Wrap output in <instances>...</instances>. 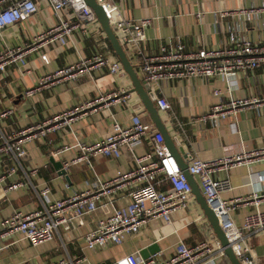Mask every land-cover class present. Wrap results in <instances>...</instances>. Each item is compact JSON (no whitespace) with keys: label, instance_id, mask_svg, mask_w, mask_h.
Here are the masks:
<instances>
[{"label":"built area","instance_id":"obj_1","mask_svg":"<svg viewBox=\"0 0 264 264\" xmlns=\"http://www.w3.org/2000/svg\"><path fill=\"white\" fill-rule=\"evenodd\" d=\"M95 1L105 12L139 79L149 86V91L155 96V106L159 112H168L171 108L166 97L155 95L156 86L163 81L219 78L229 82L240 71H254L264 67V44H255L247 39L235 41L234 45L221 49L189 50L181 38L175 37L160 42L155 51L151 52L147 30L154 24L153 18L138 21L126 18L122 6L129 0ZM43 11H51L54 17L48 28L27 37L22 46H12L3 40L0 49L1 77L14 67H19L23 74L29 64L28 58L32 55L39 56L44 65H49L50 58L43 50L67 47L78 34L92 39L100 51L46 73L34 88L25 92L27 97H33L37 92L62 82L75 81L84 75L92 76L94 72L106 70L112 76L125 74L119 59L101 50L108 47L107 35L85 0H0V38L3 39L8 29L20 30V24L32 20ZM233 13L259 17L264 15V6ZM229 14L222 13V16ZM214 94L220 95L221 91L217 90ZM130 99L131 93L127 90L110 89L100 92L96 98L77 108L39 124L25 129H13L9 135L2 134L0 130V156L20 164L28 155V144L61 132L87 112L96 113L102 109L109 112L115 107L130 108L131 118L126 124L111 114V132L104 140L95 143L77 142L64 151L77 150L71 162L75 166L90 165L98 157L119 160L125 155L134 163L132 170H120L114 178L97 180L91 187L74 191L65 198L51 200L50 188H43L40 195L46 202L41 209L29 213L18 211L0 221V249L5 240L16 235L33 246L52 242L62 231H71L86 216L103 211L104 216L98 219L96 227L84 236L85 246L91 251L116 252L114 254L118 257L114 258L113 264H220L227 259L214 232L195 246H188L184 240L179 239L175 255L163 262L157 260V255L145 260L139 252L125 254L122 251L127 238L138 235L152 221L160 219L172 225L173 214L186 210L193 198L192 187L166 146L163 134L152 122L145 120L142 108L131 107ZM259 102L261 100L257 98L232 100L227 105L215 106L208 114L192 119L191 122L218 126L220 121L235 114L240 106ZM13 114V109H3L0 120L8 119ZM145 146L147 151L140 154L138 150ZM260 162H264V147H244L239 153L215 160L192 159L188 167L189 173L199 178L202 193L241 264H260L249 243V235L264 231V211L257 209L246 216L242 226L235 224L232 213L251 200L256 207L259 206L264 200V192L261 195L253 194L251 198L225 200L222 194L232 190L231 183L229 180L218 179L215 174ZM69 165L66 164L64 168L67 169ZM17 172V167H10L6 175H0V183ZM259 179L264 181L262 176ZM23 185L18 182L8 189L17 190ZM122 193H127L129 203L119 207L118 197ZM175 232L178 233L177 230ZM83 263L90 264L85 257L76 262L62 260L54 264Z\"/></svg>","mask_w":264,"mask_h":264},{"label":"crops","instance_id":"obj_2","mask_svg":"<svg viewBox=\"0 0 264 264\" xmlns=\"http://www.w3.org/2000/svg\"><path fill=\"white\" fill-rule=\"evenodd\" d=\"M263 6L264 0H129L123 4L122 11L126 18L134 21L154 19V24L147 30L149 50L153 52L160 42L175 37L181 38L189 50L221 49L243 39L264 44V15L252 17L233 13ZM222 13L231 14L222 16ZM53 21L51 11L40 12L32 20L20 24V30H6L3 39L0 38V49L3 40L12 46H22L27 37L48 28ZM107 42L108 47L101 50L108 56L117 57L108 37ZM97 51L100 48L92 39L78 34L67 47L43 50L50 58L49 65H44L39 56L32 55L28 58L29 64L23 74L19 67H14L3 77L0 76V113L3 109L14 110L10 118L0 120L2 134L9 135L13 129H25L39 124L77 108L96 98L100 92L110 89L130 92L131 107L142 108V116L152 122L141 99L132 91L133 84L126 72L119 76H112L106 70L94 72L92 76L84 75L75 81L43 89L33 97L26 96L25 92L34 88L46 73L75 63L80 57L91 56ZM156 87L155 95L166 97L171 105L168 112L159 113L170 135L184 150L188 163L196 158L203 161L219 159L239 153L244 147H264V67L254 71H240L229 82L219 78H189L163 81ZM217 90L221 94L216 96L214 92ZM253 98L261 102L240 106L235 114L220 121L218 126L191 122L192 119L208 114L217 105ZM131 112L130 108L120 107L109 112L106 109L96 113L87 112L61 132L28 144V155L20 164L0 156V175H6L12 166L18 168L16 174L0 183V221L18 211L29 213L41 209L46 202L40 195L45 187L51 190L49 198L56 200L74 191L85 190L97 180H110L120 170H132L134 163L126 155L119 160L98 157L90 165L75 166L71 162L77 150L64 151L77 142L95 143L104 140L111 132V114L126 124L131 118ZM145 151L147 146L138 150L140 154ZM52 157L55 162H62L64 167L70 164L66 169L69 180L59 175L50 161ZM261 176L264 177V162L215 174L218 179L229 180L231 183L232 190L222 194L225 200L261 195L264 192V181L259 179ZM194 179L200 187L199 178ZM18 182H22L23 187L8 189ZM126 194L122 193L118 197L119 207L129 203ZM257 209L264 211V200L257 207L252 200L249 204L241 205L232 213L235 224L242 226L245 217ZM103 216V211L86 216L71 231H62L54 241L39 246L31 245L18 235L5 240L0 249V264H54L62 260L76 262L83 257L90 264H113L114 258L118 257L114 254L116 252L91 251L85 246L84 236L96 227L98 219ZM172 219V225L160 219L152 221L138 235L127 238L122 251L125 254L139 252L140 255L141 250L157 243L161 248L157 260L163 262L175 255L179 239L184 240L188 246H195L214 232L194 195L188 208L174 213ZM249 243L259 263L264 264V231L250 234ZM220 264L230 262L226 259Z\"/></svg>","mask_w":264,"mask_h":264},{"label":"water","instance_id":"obj_3","mask_svg":"<svg viewBox=\"0 0 264 264\" xmlns=\"http://www.w3.org/2000/svg\"><path fill=\"white\" fill-rule=\"evenodd\" d=\"M88 6L93 10L95 13L99 23L101 24L104 32L106 33L108 40L116 54L119 58L124 71L130 77L132 84H133V92L136 93L139 98L141 99L146 111L148 112L152 123L155 125L158 131L163 134L164 141L166 146L169 148L171 154L176 158L181 170L187 177L188 182L192 187L193 195L196 197L197 202L201 206L205 217L212 227L214 233L216 234L217 238L222 244L224 248V253L230 262V264H241L239 260L234 255L232 248L226 239V236L220 226L219 220L213 211V209L208 205L205 197L202 194V190L199 187L198 183L195 181L194 177L189 173V159L186 156L184 150L179 147L175 141V139L170 135L169 131L164 124L162 117L155 106V96L149 91L150 88L148 85H145L139 79L137 72L135 71L133 65L130 63L124 49L120 45L115 33L113 32L109 20L101 8V6L95 0H85ZM51 163L53 164L54 168L58 171L60 176H65L67 180H69V176L67 175V171L64 168L62 162H55L54 158H51ZM161 248L157 243L151 244L149 247L144 248L140 251V255L142 259H148L151 256H156L160 253Z\"/></svg>","mask_w":264,"mask_h":264}]
</instances>
